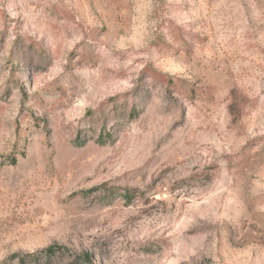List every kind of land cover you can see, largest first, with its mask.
<instances>
[{"label":"rangeland","instance_id":"obj_1","mask_svg":"<svg viewBox=\"0 0 264 264\" xmlns=\"http://www.w3.org/2000/svg\"><path fill=\"white\" fill-rule=\"evenodd\" d=\"M0 264H264V0H0Z\"/></svg>","mask_w":264,"mask_h":264},{"label":"trees","instance_id":"obj_2","mask_svg":"<svg viewBox=\"0 0 264 264\" xmlns=\"http://www.w3.org/2000/svg\"><path fill=\"white\" fill-rule=\"evenodd\" d=\"M58 249H59V248H57V247H50V248L46 249L43 253H44L45 255H47V256L50 258V257H52L53 255H55L56 252H58V251H57Z\"/></svg>","mask_w":264,"mask_h":264}]
</instances>
